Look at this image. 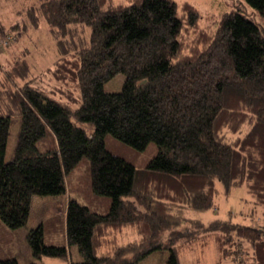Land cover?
Wrapping results in <instances>:
<instances>
[{"label": "trees", "instance_id": "obj_1", "mask_svg": "<svg viewBox=\"0 0 264 264\" xmlns=\"http://www.w3.org/2000/svg\"><path fill=\"white\" fill-rule=\"evenodd\" d=\"M243 2L260 24L232 9L201 26L198 10L175 0H34L15 10L20 22L0 23V38L13 41L41 22L56 39L88 30L87 44L13 92L20 130L9 161L11 117L0 115L6 227L27 224L34 195L66 193L68 177L87 161L92 199H68L63 244L44 243L45 222L28 230L34 259L65 260L76 246L83 261L72 264H139L157 251L180 264L181 253L210 239L212 264H264V225L189 215L215 212L237 187L264 208V0ZM117 75L121 90L105 92ZM51 82L58 99L42 87ZM107 137L135 151L154 143L158 153L137 169L106 148ZM0 264L18 261L9 255Z\"/></svg>", "mask_w": 264, "mask_h": 264}, {"label": "rangeland", "instance_id": "obj_2", "mask_svg": "<svg viewBox=\"0 0 264 264\" xmlns=\"http://www.w3.org/2000/svg\"><path fill=\"white\" fill-rule=\"evenodd\" d=\"M175 1L178 2L180 8H182L181 5L184 1L191 3L200 14L199 24L201 26H211L213 20H219L222 13L232 9L239 10L242 15L260 24L259 18L254 15L253 10L245 4L243 0ZM32 2H34V0H0V23L7 28L16 22H20L21 18H17L15 10H23ZM212 27L213 26H211V28ZM87 31L82 27H78L69 38L67 36L65 40L61 37L56 39L54 36L52 37L48 25L45 22H41L36 29H29L17 44L12 39L0 51V115H10L11 117L5 161L11 160L13 156L17 135L20 130V119L14 112L15 106H13L12 101L13 92L17 90L18 87H21L24 82L33 79L39 73L50 67L55 58L62 56V54L66 55L76 51L81 47L83 42L87 44L89 38ZM0 40L5 39L0 38ZM16 62L20 64V66H17ZM8 71L11 72L10 75H8ZM10 77L19 80L17 81V86L7 83ZM19 78L22 79L20 80ZM46 80L47 79H44L43 81L46 82ZM123 81V75L115 76L104 85V91L108 93L119 92ZM35 84H37V82ZM35 84L30 82L29 86L33 87ZM47 84L46 86L42 84V87H45L46 91L58 99L60 97L59 93L52 92L54 83L51 82ZM76 96H78V93ZM78 105L79 101H76L72 104V108L76 109ZM49 142V140H46V146L45 143H42V147L50 146ZM105 143L106 148L110 152L129 161L137 169L144 168L158 153V147L154 143H149L142 151H135L109 137L105 139ZM86 163L87 161L81 163L78 169L72 173L71 177H68V188L66 189V193L61 195L33 196L30 215L25 226L10 229L0 221V258L12 255L17 259L18 264H72L83 261L76 246L68 247V257L65 260L47 257L38 260L34 259L31 256L26 236L29 229L36 227L41 222H45L47 232H45L43 238L44 243L47 245L65 243L62 221L68 199H74L80 204H85L86 201L90 202V200H88L91 198L89 195L90 192L86 183ZM216 208L217 210L212 213L199 214L196 212H189V215L196 216L197 218L200 217L203 221H207L208 219H222L252 227L264 225V208L253 205V201L244 187L233 188L226 197L220 196L217 199ZM251 210H253V212L250 215ZM128 232L129 231H126L124 234L128 237L133 236ZM116 237L118 242H125L127 239L123 234H118ZM207 241L208 244L205 248L196 249L191 253H181L179 256L180 264H212L216 259V253L210 239ZM167 258V252L157 251L149 255L139 264H166ZM222 264L228 263L224 261Z\"/></svg>", "mask_w": 264, "mask_h": 264}, {"label": "built area", "instance_id": "obj_3", "mask_svg": "<svg viewBox=\"0 0 264 264\" xmlns=\"http://www.w3.org/2000/svg\"><path fill=\"white\" fill-rule=\"evenodd\" d=\"M5 40H0V51L9 43L11 37L4 38Z\"/></svg>", "mask_w": 264, "mask_h": 264}, {"label": "crops", "instance_id": "obj_4", "mask_svg": "<svg viewBox=\"0 0 264 264\" xmlns=\"http://www.w3.org/2000/svg\"><path fill=\"white\" fill-rule=\"evenodd\" d=\"M15 42H16V44H17V43L19 42V40H15ZM4 52H5V51H4ZM2 53H3V52H2ZM1 55H2V54H1ZM57 58H58V57H57ZM57 58H55V59H57ZM55 59H54V60H55ZM39 74H40V73H39Z\"/></svg>", "mask_w": 264, "mask_h": 264}]
</instances>
